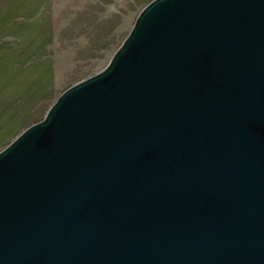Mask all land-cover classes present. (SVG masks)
I'll return each instance as SVG.
<instances>
[{"label": "water", "instance_id": "95a60500", "mask_svg": "<svg viewBox=\"0 0 264 264\" xmlns=\"http://www.w3.org/2000/svg\"><path fill=\"white\" fill-rule=\"evenodd\" d=\"M0 264H264V0H151L0 151Z\"/></svg>", "mask_w": 264, "mask_h": 264}, {"label": "rangeland", "instance_id": "374dc122", "mask_svg": "<svg viewBox=\"0 0 264 264\" xmlns=\"http://www.w3.org/2000/svg\"><path fill=\"white\" fill-rule=\"evenodd\" d=\"M151 0H0V151L109 65Z\"/></svg>", "mask_w": 264, "mask_h": 264}, {"label": "trees", "instance_id": "16d2710c", "mask_svg": "<svg viewBox=\"0 0 264 264\" xmlns=\"http://www.w3.org/2000/svg\"><path fill=\"white\" fill-rule=\"evenodd\" d=\"M1 118V117H0Z\"/></svg>", "mask_w": 264, "mask_h": 264}]
</instances>
